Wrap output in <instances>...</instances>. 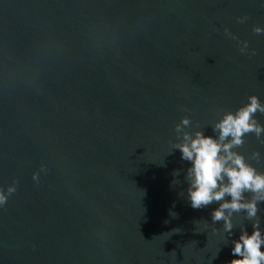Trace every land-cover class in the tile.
<instances>
[{"label":"water","instance_id":"obj_1","mask_svg":"<svg viewBox=\"0 0 264 264\" xmlns=\"http://www.w3.org/2000/svg\"><path fill=\"white\" fill-rule=\"evenodd\" d=\"M255 25L261 0H0V188L17 182L0 264H227L251 222L234 214L225 244L217 204L190 206L189 162L167 152L182 116L204 127L264 102ZM239 150L264 170L254 134Z\"/></svg>","mask_w":264,"mask_h":264},{"label":"clouds","instance_id":"obj_2","mask_svg":"<svg viewBox=\"0 0 264 264\" xmlns=\"http://www.w3.org/2000/svg\"><path fill=\"white\" fill-rule=\"evenodd\" d=\"M261 3L264 4V0ZM246 19L238 18L240 22ZM253 31L258 35L264 34V26L255 25ZM225 34L235 39L227 29ZM247 48V41H243L241 53H245ZM257 113L264 114V102L257 95L250 94L238 108L217 114L204 127L199 124L193 126L189 116H182L174 125L176 138L170 141L167 152L171 154L178 149L181 160L189 162L184 181L190 206L199 209L217 204L210 213L211 224L222 222V225L212 230L225 244L229 243L228 237L233 235L232 230L237 226L233 223L234 214L242 213L243 220L251 222V232L245 224L239 225L238 238L231 240L232 259L227 264H264V230L258 216V206L264 202V170L256 166L261 162L262 154L254 150L246 155L239 150L249 134H254L264 145V124L256 118ZM209 125L212 134L204 131ZM44 171L46 168L41 165L40 172ZM179 171L174 170V177L179 175ZM40 172L33 173L34 181H39ZM174 182L179 183L178 180ZM16 183L0 188V207L16 192Z\"/></svg>","mask_w":264,"mask_h":264}]
</instances>
